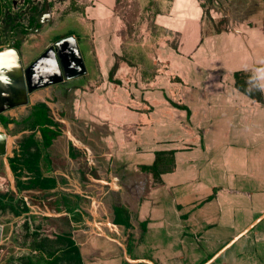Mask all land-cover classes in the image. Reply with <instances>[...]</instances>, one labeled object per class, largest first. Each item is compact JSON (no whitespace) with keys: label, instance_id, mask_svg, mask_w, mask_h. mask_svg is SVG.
<instances>
[{"label":"crops","instance_id":"obj_1","mask_svg":"<svg viewBox=\"0 0 264 264\" xmlns=\"http://www.w3.org/2000/svg\"><path fill=\"white\" fill-rule=\"evenodd\" d=\"M92 1L14 47L26 67L71 37L82 62L64 43L67 78L29 95L28 105L46 104L60 134L48 147L36 127L27 137L38 149L33 167L48 184L23 191L52 193L46 205L61 210L49 212L58 216L47 231L75 246L81 234L86 248L103 250L98 264L110 256L115 264H201L264 212V0H195L193 11L157 16L177 41L154 50L146 45L156 40L150 32L142 42L127 40L116 0ZM205 19L212 33L203 34ZM70 152L94 176L75 173ZM157 152L172 153L174 165L155 178L143 168ZM29 160L16 159L12 173L22 186L35 175ZM24 224L25 232L41 230ZM3 236L1 227L0 244ZM11 254L1 250L0 264H25ZM79 254L82 264H95ZM211 264H264V219Z\"/></svg>","mask_w":264,"mask_h":264},{"label":"rangeland","instance_id":"obj_2","mask_svg":"<svg viewBox=\"0 0 264 264\" xmlns=\"http://www.w3.org/2000/svg\"><path fill=\"white\" fill-rule=\"evenodd\" d=\"M91 2L93 1L0 0V46L7 43L8 35H10V44L13 47H19L29 39L34 40L36 38L32 35L35 28L56 26L69 13L79 15ZM196 3L195 0H116L115 14L123 20V34L128 37L129 42H142L147 32H150L152 36L156 35L157 44H154L155 41L146 43L148 49L154 50L164 45L165 41L171 47L177 41L175 30H167L158 26L155 24V18L160 15L176 17L180 11L186 9L193 11V8L197 7ZM217 27H220L219 24ZM201 28L203 34L213 31V26L206 19L201 23ZM156 62L157 64L163 63L161 59H156ZM36 105L38 106L36 102L32 101V105L14 108V116L0 114V118L5 117V125L11 124L7 131L11 137L10 153L7 160L14 157L15 161L16 159H30L26 155H30L33 150L24 145V140L28 136L36 134L31 115V110ZM42 105L46 106L45 103ZM17 176L18 174L15 173L14 176L12 172L8 175L4 159L0 156V227H4V242L0 244V251L9 249L12 253L11 261L25 264H82L79 258L67 250L66 238L58 236L59 238L55 239L50 234L51 232L47 231L53 225L47 214L51 211L61 210L60 207L46 205L45 200L52 193L43 196L30 195L23 191L22 183H26V181H20ZM23 214H29V217L23 216ZM37 215L43 217L39 218ZM90 219L92 221L93 218ZM25 221L26 223L30 222L32 227H39L41 230L25 232ZM63 221H59V227L65 231L66 224ZM83 223L85 224V221ZM80 236L81 234L79 237H75L78 243L76 248L82 253L81 255L87 257L89 262L93 261L98 264L103 256L101 253L103 250L91 243L86 248L87 244L79 241ZM9 240L11 241L10 246ZM105 259L109 261L108 264L116 263L115 257L110 256Z\"/></svg>","mask_w":264,"mask_h":264},{"label":"water","instance_id":"obj_3","mask_svg":"<svg viewBox=\"0 0 264 264\" xmlns=\"http://www.w3.org/2000/svg\"><path fill=\"white\" fill-rule=\"evenodd\" d=\"M64 43L70 44L72 56L79 66L82 67L79 53L74 46V41L71 37L61 39L55 42L52 47L44 51L28 66L24 67L21 63L20 55L17 49L11 46L10 39L5 45L0 46V114H3L11 109L23 107L29 104V95L38 89L46 88L47 86L60 82L67 78L65 65V52L61 46ZM66 77V78H65ZM11 147V137L7 134L5 128L0 127V156L3 157L7 173L11 172L7 156H9ZM49 216H58L48 213ZM264 219V212L253 220L246 228L235 235L216 253L202 264H211L219 256H221L228 248H230L237 240L245 236L259 222ZM1 237V227H0ZM123 251L127 260L126 248L123 245ZM135 263L155 264L149 259L130 260Z\"/></svg>","mask_w":264,"mask_h":264},{"label":"trees","instance_id":"obj_4","mask_svg":"<svg viewBox=\"0 0 264 264\" xmlns=\"http://www.w3.org/2000/svg\"><path fill=\"white\" fill-rule=\"evenodd\" d=\"M217 24L223 25V22L219 21ZM221 30L222 29L217 28L218 32ZM236 77H237V87H239L240 90L247 92L246 90L247 85L244 84V86H242L240 84L239 75L237 74ZM31 115L33 118V125L34 127L39 129V132L43 139L44 146L45 147L50 146L52 140H54L60 134L58 125L55 122H53L52 119H50L47 113V109L45 108L44 105H39V106L34 107L32 109ZM24 145L33 149V152L30 154L31 159L28 161V164L30 165V169H32V171H35V175L34 177L30 178V181L27 185L22 186L23 189L47 187L48 181L41 178L39 174L37 173V170L33 167L32 161H35L39 155L37 146L35 145L31 137L24 140ZM69 158L74 159L75 162L77 163V166H75L73 170L75 173L80 175L81 178H85L87 175H89L90 177L94 176L95 171L90 166H87L84 161L79 160L77 157L72 156L71 152L69 153ZM8 163H9L11 172L14 173V170L17 169V167L19 166L18 162L15 161V157L13 159H8ZM173 165H174V159H173L172 153L157 152L152 165L149 167H144L143 170L152 174L153 177L158 178L160 174L168 172L173 167ZM118 209H119L118 206H113V211L115 214V221H116ZM67 246H68L67 250H70L69 252H72V254L76 258H79L81 260L79 251L74 245L73 241L68 239Z\"/></svg>","mask_w":264,"mask_h":264},{"label":"flooded vegetation","instance_id":"obj_5","mask_svg":"<svg viewBox=\"0 0 264 264\" xmlns=\"http://www.w3.org/2000/svg\"><path fill=\"white\" fill-rule=\"evenodd\" d=\"M0 123L2 124V120H1V118H0ZM1 124H0V126H1ZM4 125V124H3ZM3 128H5V130L7 129V125H5Z\"/></svg>","mask_w":264,"mask_h":264}]
</instances>
